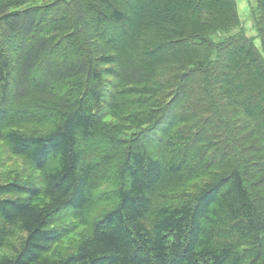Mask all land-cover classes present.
Segmentation results:
<instances>
[{
  "label": "trees",
  "instance_id": "1",
  "mask_svg": "<svg viewBox=\"0 0 264 264\" xmlns=\"http://www.w3.org/2000/svg\"><path fill=\"white\" fill-rule=\"evenodd\" d=\"M253 1L0 0V264H264Z\"/></svg>",
  "mask_w": 264,
  "mask_h": 264
},
{
  "label": "rangeland",
  "instance_id": "2",
  "mask_svg": "<svg viewBox=\"0 0 264 264\" xmlns=\"http://www.w3.org/2000/svg\"><path fill=\"white\" fill-rule=\"evenodd\" d=\"M237 2V6H238V11H239V16L241 19V30H244L245 33L250 36L253 37L254 42L257 46H260V39L258 38V31L257 28L254 24V20H253V13H254V9L256 8V3L253 0H236ZM239 32V29H235L233 31L227 32V34L224 35V33L222 35L218 34L215 35L213 38L215 39V41L220 42L221 40H223V38L227 37V36H231L233 34H236ZM233 125V124H232ZM234 126V125H233ZM235 126H237V124H235ZM233 130L236 129V127L232 128ZM233 140V138H232ZM15 157H13L8 149L6 144L3 141H0V171L2 172H9L16 163H14V160L17 161L16 159H14ZM21 167V164H20ZM80 221V220H79ZM77 222L80 226H82L80 223L81 222ZM75 223V224H77ZM84 230V226H82L78 232L83 231ZM4 252V251H2Z\"/></svg>",
  "mask_w": 264,
  "mask_h": 264
}]
</instances>
